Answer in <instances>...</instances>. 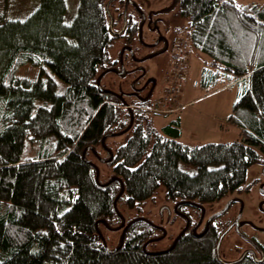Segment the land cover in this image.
Listing matches in <instances>:
<instances>
[{
  "label": "trees",
  "instance_id": "obj_1",
  "mask_svg": "<svg viewBox=\"0 0 264 264\" xmlns=\"http://www.w3.org/2000/svg\"><path fill=\"white\" fill-rule=\"evenodd\" d=\"M170 7L185 19L173 42L186 38L187 65L191 50L207 57L199 83L227 76L225 84H243L225 116L239 128L231 142L187 144L178 116L156 127L144 100L100 87L102 73L117 65L109 48L118 38L129 42L145 19L136 3L78 0L69 21L65 0H39L23 18L0 13V264H264V257L218 259L219 232L211 228L147 251L158 227L144 217L124 221L116 208L123 194L138 208L159 185L177 209L205 206L264 163V3L172 0ZM123 133L122 144L106 146ZM101 146L111 168L104 182L89 158ZM101 226L121 230L114 247Z\"/></svg>",
  "mask_w": 264,
  "mask_h": 264
},
{
  "label": "rangeland",
  "instance_id": "obj_2",
  "mask_svg": "<svg viewBox=\"0 0 264 264\" xmlns=\"http://www.w3.org/2000/svg\"><path fill=\"white\" fill-rule=\"evenodd\" d=\"M127 1L136 3L144 11L145 19L141 23L138 33L134 34L129 42L118 38L109 48L110 59L117 61L118 72L115 71V68L103 72L99 78L100 87L122 95L129 102L144 100L147 115L152 118L156 127H161L169 119L179 116L182 131L179 139L187 144L231 142L237 139L239 128L224 120L222 127L219 128L213 115L230 112L243 84L230 83L217 89L228 82L227 76H221L213 85L214 87L211 85L201 86L199 84L200 70L207 57L196 50H191L189 53L186 74L179 83L181 100L178 106L180 110L175 114H159L148 109L153 107L162 96L166 85L165 75L171 68L174 45L172 42L180 33L179 27L184 24L185 19L178 15L176 7H170L172 0ZM235 1L238 3L252 1L264 3V0ZM38 2L39 0H0V13L8 18H23L38 5ZM77 2L78 0H65V20L69 21L73 16ZM161 37H165L169 41L170 47L166 51L160 50L163 45L162 41L156 44ZM193 131L196 133L195 136L191 135ZM126 137L127 134L124 133L109 136L106 139V146L114 150L125 141ZM96 151L99 155L95 157L89 155V158L97 163L99 179L104 182L111 174L110 166L103 160L106 157L107 149L101 146ZM182 167L187 171L194 170L190 164H182ZM262 178H264V163L255 162L250 165L243 183V186L249 185V191L240 194L244 203L242 217L258 225H264V213L257 207V202L262 195L259 192V186L250 183L254 179ZM115 205L124 221L134 217H144L159 227L156 240L145 245L147 251L167 249L182 225V220L178 215H175L173 202L165 197L163 185H159L152 197L145 199L138 208V205L131 207L126 203L125 194L117 200ZM208 207L206 204V214H208ZM216 207L219 206L214 204L210 211ZM231 213L232 210L228 211L225 217L232 215ZM100 229L108 248L114 247L121 238L120 229H110L106 226H101Z\"/></svg>",
  "mask_w": 264,
  "mask_h": 264
},
{
  "label": "flooded vegetation",
  "instance_id": "obj_3",
  "mask_svg": "<svg viewBox=\"0 0 264 264\" xmlns=\"http://www.w3.org/2000/svg\"><path fill=\"white\" fill-rule=\"evenodd\" d=\"M161 41L163 45L160 50L166 51L170 47L169 41L165 37H161L156 44ZM115 71L118 72L116 68ZM250 184L259 186V192L262 197L258 200L257 207L264 213V178L254 179ZM242 186L243 184L223 196L220 200L213 202L219 206L216 207V209L210 211L214 204H207V206H209L208 214L205 213L206 205L192 206L190 204H180L177 209V204L179 203L172 201L175 206V215H178L180 220H182L181 228L176 236L182 232H190L192 235H201L211 228L216 233L219 232L218 252L220 258L224 262H232L243 257L262 259L264 257V225H258L242 217L244 203L240 194L248 192L249 185ZM230 210H232V215L225 217ZM176 236L173 237L170 246L174 242ZM222 240H224L223 243Z\"/></svg>",
  "mask_w": 264,
  "mask_h": 264
},
{
  "label": "built area",
  "instance_id": "obj_4",
  "mask_svg": "<svg viewBox=\"0 0 264 264\" xmlns=\"http://www.w3.org/2000/svg\"><path fill=\"white\" fill-rule=\"evenodd\" d=\"M188 42L183 35H179L174 42L171 57V68L166 72V85L159 101L151 107L155 113H170L179 108L180 101V80L186 74Z\"/></svg>",
  "mask_w": 264,
  "mask_h": 264
},
{
  "label": "crops",
  "instance_id": "obj_5",
  "mask_svg": "<svg viewBox=\"0 0 264 264\" xmlns=\"http://www.w3.org/2000/svg\"><path fill=\"white\" fill-rule=\"evenodd\" d=\"M200 84V83H199ZM228 84H224V85H222V86H220V87H218L217 89H221L222 87H225V86H227ZM202 86V85H201ZM216 90V89H215ZM180 100H181V95H180ZM180 109L178 108V110H176V111H174V112H172V113H168V114H175L176 112H178ZM228 113H225V114H221V113H217V114H214L213 115V118L215 119V120H217V122H218V125H217V127H219V128H221L222 127V122H223V120L225 121V116L227 115ZM179 117V116H178ZM180 118V117H179ZM170 120V119H169ZM180 125H181V122H180ZM182 132V131H181ZM192 136H195L196 135V133L193 131L192 132V134H191Z\"/></svg>",
  "mask_w": 264,
  "mask_h": 264
},
{
  "label": "water",
  "instance_id": "obj_6",
  "mask_svg": "<svg viewBox=\"0 0 264 264\" xmlns=\"http://www.w3.org/2000/svg\"><path fill=\"white\" fill-rule=\"evenodd\" d=\"M96 176H97V174H96ZM122 224H123V222H122ZM178 235H179V234H178ZM178 235L176 236V238L178 237ZM176 238H175V240H176ZM175 240H174V242H175ZM174 242L172 243V245L174 244ZM172 245H171V246H172ZM218 246H219V239H218L217 242H216L215 250H216V255H217L218 259H220L221 261H223V260L220 258V256L218 255Z\"/></svg>",
  "mask_w": 264,
  "mask_h": 264
}]
</instances>
